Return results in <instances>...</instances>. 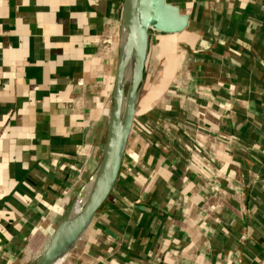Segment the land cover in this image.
Listing matches in <instances>:
<instances>
[{
  "label": "crops",
  "instance_id": "1",
  "mask_svg": "<svg viewBox=\"0 0 264 264\" xmlns=\"http://www.w3.org/2000/svg\"><path fill=\"white\" fill-rule=\"evenodd\" d=\"M122 1L0 0V264H32L90 180L108 120ZM173 5L187 24L154 39L137 120L152 115L168 134L191 124L182 134L201 142L200 157L190 161L189 147L186 160L151 150L136 120L120 177L128 175L135 205L116 191L89 247L64 264H264V193L254 181H264V159L252 171L233 147L264 155V0ZM160 206L166 215L146 238ZM112 212L125 218L107 227Z\"/></svg>",
  "mask_w": 264,
  "mask_h": 264
},
{
  "label": "water",
  "instance_id": "2",
  "mask_svg": "<svg viewBox=\"0 0 264 264\" xmlns=\"http://www.w3.org/2000/svg\"><path fill=\"white\" fill-rule=\"evenodd\" d=\"M187 19V15L179 13L177 6L165 0L122 1L119 54L108 120L85 201L72 218L64 216L51 232L56 236L62 225L68 224L62 243L50 254L42 252L32 264H54L59 260V264H64L72 250L84 251L89 247L87 241L101 226L106 208L118 188L130 135L137 120L146 59L152 43L160 34L181 32ZM50 244L51 240L46 246Z\"/></svg>",
  "mask_w": 264,
  "mask_h": 264
},
{
  "label": "trees",
  "instance_id": "3",
  "mask_svg": "<svg viewBox=\"0 0 264 264\" xmlns=\"http://www.w3.org/2000/svg\"><path fill=\"white\" fill-rule=\"evenodd\" d=\"M178 0H166V3L168 4H175ZM171 115L167 112H165L164 115H160V117H170ZM138 125L141 127L142 131L146 134V142L149 146V148L153 151L157 149L158 147H166L169 150H171L179 159H185V155L187 153V149L189 147V141L187 138H185L182 134V131L189 130L191 128V124L186 122H178L177 130L175 133L168 134L163 129H161L156 123L155 118L152 115H142L137 120ZM234 151H239L242 156V160L246 159L247 162L251 165L252 171H257L259 168V165L262 164V160L264 159V155L261 153H258L256 150L252 148H245L240 145H233ZM186 160V159H185ZM78 164V163H77ZM139 168H141L144 172L148 171V168L144 165L143 161H140L138 163ZM251 171V172H252ZM254 174H257L254 173ZM245 180H247L246 185H249L253 179H251V175H249V172L245 173L243 175ZM257 177L255 181L256 186L261 189L263 187V190L261 191L264 193V181L263 179H258ZM129 177L128 175H125L119 182L118 189H117V198L118 201L122 202L121 199H124L126 201H132L135 197V192L132 190V186L128 183ZM62 186L65 184L63 181H61ZM164 191V190H163ZM167 192V191H166ZM160 196H164V193L161 191ZM121 198V199H120ZM137 199V198H136ZM147 200V198H146ZM259 213H263L261 206H257ZM261 208V209H260ZM177 210V208H175ZM166 210L163 206H160L157 210V212H154V216L150 215V219H154L151 224L147 225L145 229V236L146 238L154 235L158 229L159 221L162 220V218L166 215ZM112 215H110V222L107 227L111 226V222L115 221L117 218H122L124 220L125 216L120 214H117V212H112ZM153 215V213H152ZM112 220V221H111ZM137 220V219H136ZM136 232H139V221H136ZM144 235V234H143ZM261 237V236H259ZM254 239V238H253Z\"/></svg>",
  "mask_w": 264,
  "mask_h": 264
},
{
  "label": "bare ground",
  "instance_id": "4",
  "mask_svg": "<svg viewBox=\"0 0 264 264\" xmlns=\"http://www.w3.org/2000/svg\"><path fill=\"white\" fill-rule=\"evenodd\" d=\"M88 181L79 187L78 191L73 196L72 201L67 205V207L63 213V215L67 216V218H72V215H74L76 212H78L80 210L82 204L84 203L85 198H86V194H87V191L89 188ZM58 223H59V221L57 222V224ZM67 227H68V224H66V223L63 224L60 231L58 232V234L56 236L51 237V244H50V246H48L45 249L46 254L47 253L50 254L55 248L58 247V245L60 243H62L61 241H62L64 234L67 230ZM59 262H60V260L55 262L54 264H59Z\"/></svg>",
  "mask_w": 264,
  "mask_h": 264
},
{
  "label": "built area",
  "instance_id": "5",
  "mask_svg": "<svg viewBox=\"0 0 264 264\" xmlns=\"http://www.w3.org/2000/svg\"><path fill=\"white\" fill-rule=\"evenodd\" d=\"M138 126V122H136V127ZM196 136H199V134H197ZM202 145L201 142L198 141L197 139H192V141L189 142V151L187 153V157L190 161H196L198 160V156H199V150L202 149ZM200 157V156H199ZM136 199V198H135ZM136 200L131 201L130 205L134 206L135 205Z\"/></svg>",
  "mask_w": 264,
  "mask_h": 264
},
{
  "label": "rangeland",
  "instance_id": "6",
  "mask_svg": "<svg viewBox=\"0 0 264 264\" xmlns=\"http://www.w3.org/2000/svg\"><path fill=\"white\" fill-rule=\"evenodd\" d=\"M166 34H167V33H166ZM82 184H84V182H83V183H81V185H82ZM81 185H80V186H81ZM80 186H79V187H80ZM78 189H79V188H78ZM78 189H77V191H78ZM77 191H76V192H77ZM76 192H75V193H76ZM75 193L73 194V196L75 195ZM63 217H64V215H63V216H61V218H60L59 220H62V219H63ZM45 221H46V220H45ZM46 223H47V225H49V222H46ZM55 226H56V225H55ZM54 228H55V227H53L52 231L54 230ZM45 246H46V245H45Z\"/></svg>",
  "mask_w": 264,
  "mask_h": 264
}]
</instances>
